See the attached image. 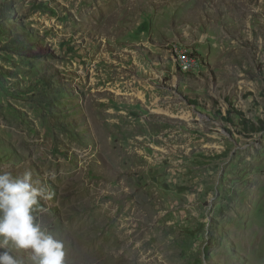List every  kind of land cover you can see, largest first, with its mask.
<instances>
[{"label":"rangeland","instance_id":"374dc122","mask_svg":"<svg viewBox=\"0 0 264 264\" xmlns=\"http://www.w3.org/2000/svg\"><path fill=\"white\" fill-rule=\"evenodd\" d=\"M2 171L65 264H264V0H0Z\"/></svg>","mask_w":264,"mask_h":264},{"label":"clouds","instance_id":"9594fccd","mask_svg":"<svg viewBox=\"0 0 264 264\" xmlns=\"http://www.w3.org/2000/svg\"><path fill=\"white\" fill-rule=\"evenodd\" d=\"M51 198L45 187L34 185L30 171L20 176L0 172V264H65L63 242L34 215L40 200Z\"/></svg>","mask_w":264,"mask_h":264}]
</instances>
